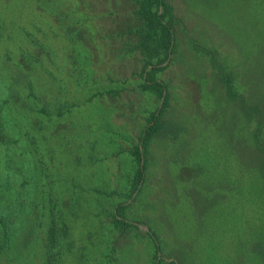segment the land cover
<instances>
[{
  "label": "rangeland",
  "instance_id": "obj_1",
  "mask_svg": "<svg viewBox=\"0 0 264 264\" xmlns=\"http://www.w3.org/2000/svg\"><path fill=\"white\" fill-rule=\"evenodd\" d=\"M163 1L149 71L137 0H0V264H264V0Z\"/></svg>",
  "mask_w": 264,
  "mask_h": 264
},
{
  "label": "trees",
  "instance_id": "obj_2",
  "mask_svg": "<svg viewBox=\"0 0 264 264\" xmlns=\"http://www.w3.org/2000/svg\"><path fill=\"white\" fill-rule=\"evenodd\" d=\"M137 3L134 12L139 18L138 44L143 53V64L145 67L149 63H153L148 68L149 71L158 69L159 64L166 58L167 50L171 43L170 11L163 0H137ZM150 81L152 82H145L143 87H152L160 93L162 91V84L158 80ZM229 85L227 84L228 90H230ZM157 118L158 114H151L150 120L141 133L139 145H134L132 149V156L137 162L140 160V147H143L152 133L156 131ZM136 174H140V169H137ZM120 222L124 223L123 220ZM164 264H177V262L169 259Z\"/></svg>",
  "mask_w": 264,
  "mask_h": 264
}]
</instances>
